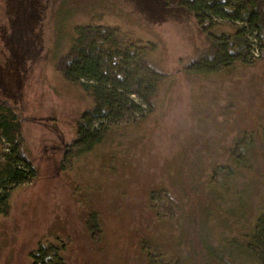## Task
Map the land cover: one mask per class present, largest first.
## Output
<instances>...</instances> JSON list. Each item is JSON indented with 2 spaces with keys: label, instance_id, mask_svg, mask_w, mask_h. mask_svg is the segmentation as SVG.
<instances>
[{
  "label": "rangeland",
  "instance_id": "obj_1",
  "mask_svg": "<svg viewBox=\"0 0 264 264\" xmlns=\"http://www.w3.org/2000/svg\"><path fill=\"white\" fill-rule=\"evenodd\" d=\"M89 22L155 46L149 58L165 77L154 109L134 96L144 111L109 122L105 141L76 157L77 122L94 99L55 62L75 25ZM204 27L230 36L243 25L218 18L202 26L176 0H0V99L18 109L37 169L0 214V264H33L31 253L49 242L65 243L68 264H148L144 240L168 254L189 244L196 251L207 206L215 244L251 230L264 196V170H256L264 164V40L254 62L195 74L188 64L211 51ZM250 133L258 143L247 168L233 149ZM222 164L232 172L215 173ZM165 192L175 215L156 200Z\"/></svg>",
  "mask_w": 264,
  "mask_h": 264
},
{
  "label": "trees",
  "instance_id": "obj_2",
  "mask_svg": "<svg viewBox=\"0 0 264 264\" xmlns=\"http://www.w3.org/2000/svg\"><path fill=\"white\" fill-rule=\"evenodd\" d=\"M176 1L202 26L208 23L212 26L218 18L247 24L230 36L216 35L204 27L211 51L188 64V72L212 73L236 60L249 62L248 31H257L261 41L264 40V0ZM154 47L127 42L119 30L110 25L91 22L75 25L72 41L65 52L57 54L55 67L68 81L79 84L94 99V105L83 111L77 122V137L72 143L76 147V157L93 151L105 141L112 128L109 122L118 121L128 113L144 111L134 96L154 109V100L165 77L150 61V51ZM257 143L255 133L239 137L233 149L239 156L235 162L251 168L253 162H250L249 154L255 153ZM24 145L23 123L18 109L7 100L0 99V214L9 213L13 191L36 178V166L25 152ZM258 160L256 170L261 172L264 164ZM220 171L232 172L230 166L224 164L214 170L217 174ZM166 195L167 192L156 200L160 199L162 206L170 207L168 215H175L176 202L169 201ZM261 203L251 230L243 238L223 239L218 244L213 240L214 231L204 225L209 219L208 206L202 208L204 212L198 214L201 218L198 225L201 247L194 251L189 244L185 251L180 249L168 254L165 249L158 250L144 240L148 264H183L184 259L190 264H264V196ZM88 226L95 237L101 235L96 214L89 219ZM65 250V243H41L31 253L33 264H68Z\"/></svg>",
  "mask_w": 264,
  "mask_h": 264
},
{
  "label": "built area",
  "instance_id": "obj_3",
  "mask_svg": "<svg viewBox=\"0 0 264 264\" xmlns=\"http://www.w3.org/2000/svg\"><path fill=\"white\" fill-rule=\"evenodd\" d=\"M237 23H240L243 26H247V24L243 22H237ZM247 37L249 40V47H250L248 60L249 62H254L261 57L263 51V44L259 37V33L257 31L254 32L248 31Z\"/></svg>",
  "mask_w": 264,
  "mask_h": 264
}]
</instances>
